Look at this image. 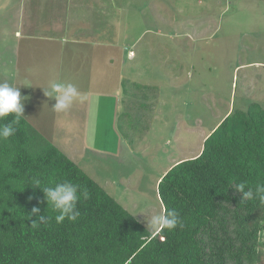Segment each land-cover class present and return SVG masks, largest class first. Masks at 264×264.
<instances>
[{
	"label": "rangeland",
	"instance_id": "374dc122",
	"mask_svg": "<svg viewBox=\"0 0 264 264\" xmlns=\"http://www.w3.org/2000/svg\"><path fill=\"white\" fill-rule=\"evenodd\" d=\"M55 1L16 0L15 29L0 13V48L28 44L20 65L38 66L31 88L15 85L24 116L39 121L42 134L147 229L148 217L163 212L158 178L198 155L224 116L251 103L264 107V67L248 65L264 64V0H78L70 26L65 9L49 18ZM55 19L90 37V60L85 51L80 63L78 49L64 50V32L55 37L61 45L33 41ZM15 31L28 43L25 36L15 40ZM1 72L0 82L10 83ZM53 79L80 93L66 112L54 111L55 100L44 95ZM76 136L84 147L72 143ZM261 250L257 264H264Z\"/></svg>",
	"mask_w": 264,
	"mask_h": 264
},
{
	"label": "trees",
	"instance_id": "16d2710c",
	"mask_svg": "<svg viewBox=\"0 0 264 264\" xmlns=\"http://www.w3.org/2000/svg\"><path fill=\"white\" fill-rule=\"evenodd\" d=\"M64 181L86 189L89 199L78 203L77 221L57 224L42 188ZM240 182L264 183V107L256 103L226 115L198 155L158 178L163 211L175 209L183 222L159 234L22 117L16 134L0 141V264H257L264 204L242 202L233 186ZM33 208L53 219L33 227Z\"/></svg>",
	"mask_w": 264,
	"mask_h": 264
},
{
	"label": "clouds",
	"instance_id": "9594fccd",
	"mask_svg": "<svg viewBox=\"0 0 264 264\" xmlns=\"http://www.w3.org/2000/svg\"><path fill=\"white\" fill-rule=\"evenodd\" d=\"M44 95L55 100L52 109L56 112H66L80 98V93L74 84L59 82L55 79L49 81ZM23 101L24 97L21 96L19 87L8 82H0V121L12 118L6 124L0 123V141L8 140L16 134L22 117H25ZM33 186L40 187V181L35 180ZM233 186L237 192L242 194V202L258 200L260 204H264V183H258L255 188L249 187L246 182L235 183ZM42 190L47 209L50 208L55 213L54 219L57 224H62L65 220L77 221L80 216L78 203L81 198L89 199L86 189H82L70 181L60 182L52 187H43ZM32 216L37 217V220L32 223L33 227L47 225L53 219V216L47 214L40 215L39 208L32 209ZM177 227H183V222L175 209H166L162 213L148 217L147 220V230L150 233L159 234L165 230L173 231Z\"/></svg>",
	"mask_w": 264,
	"mask_h": 264
},
{
	"label": "crops",
	"instance_id": "0c3cea01",
	"mask_svg": "<svg viewBox=\"0 0 264 264\" xmlns=\"http://www.w3.org/2000/svg\"><path fill=\"white\" fill-rule=\"evenodd\" d=\"M16 3H17L16 0H0V13L6 14L7 19L11 20L10 25H12V26L9 25V28L14 26L13 27L14 29H15V27H18V19H19L20 12H21L20 5H15ZM55 3H56V5L58 4L59 7L56 8V11L54 10V13H53V11L51 13H48L49 16H51L49 18L52 19V18L59 17L62 14L63 10L65 9L66 12H68V14H69L65 18L69 20L68 24L70 26L71 22H72L71 21L72 18L77 19V17H76L77 8H76L75 4L78 3V0H56ZM56 13H57V15H56ZM23 14H25V13H23ZM13 20H14V23H13ZM55 20L57 22H54V23L48 22L47 23V25L50 29L49 33L45 32V30H44L43 35H40L37 40H33V41H38L40 44L43 43V45L47 42H55L56 44L61 45V43H62L61 38H59V40H56L55 37H61V35L64 32V35L67 36L69 38V41H70V45L67 48L65 47L64 50L69 49V48L70 49H78L76 52H74V57H76V60L79 61L80 63H82L81 58L83 55V51H85V54H84L85 59L88 58V60H90L91 55L88 56L89 52H87V42L90 41V37L88 38V37H86L87 36L86 34L78 33V32H74L72 34L71 31H69V28H68L69 26L65 27V30H64L62 25L60 24V19H55ZM92 32L93 31L91 30V33H90L91 35H93ZM24 36H25V40L28 43L29 36L24 35L19 31L14 32L15 40L23 38ZM98 43L99 42H96L94 44L95 48H96L95 45H98ZM3 44H4V48H2V49L0 48V55H2L4 57V59H0V69H2L1 73H3V71H4L5 78H7V80L10 82L9 84H11V85H13V86L21 85V82H22V85H26L29 88H31L33 85L32 84V77H33V75H35L34 73H32V70L38 66L35 65V63H29V62H25L22 65H20V59H19V52L21 50L24 51L25 49L27 51L28 44L26 46H22V47L18 46L16 43L14 45L6 44V43H3ZM104 46H105V44H104V42H102L101 43L102 49L104 48ZM52 47L50 46V48H52ZM35 48H37V47H35ZM83 48H84V50H83ZM64 50H63V48L59 49V53L60 54L63 53L62 51H64ZM96 50L98 51V48H96ZM100 51H98V52H100ZM15 53H16V55L14 56ZM55 55H57V54H55ZM45 63L47 64L46 65L47 67L54 66L50 60H46ZM248 65L249 66L253 65L254 68L264 67V64L261 62H254L253 64H248ZM241 66H243V65H241ZM244 66H246V65H244ZM20 67L22 68L21 70H19ZM17 74L22 76L21 81H18V79L16 80ZM53 75H55V72H53ZM26 83H28V84H26ZM93 88H95V87H93ZM95 89H96L95 91H97L98 93L104 94L107 97L109 96L107 90H102V89H99L98 87ZM50 104L54 105L55 102L51 101ZM24 118L36 130H38L41 134L43 133V128H41L39 121L34 120V123H32L31 120L29 118H27L26 116ZM72 143L81 144V146L84 147L81 140L78 138V136H76L75 138L72 139ZM70 158H72V157H70ZM72 159H75V158H72Z\"/></svg>",
	"mask_w": 264,
	"mask_h": 264
}]
</instances>
